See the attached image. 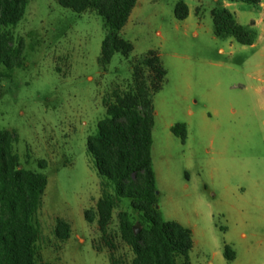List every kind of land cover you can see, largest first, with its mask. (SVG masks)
<instances>
[{"label": "rangeland", "instance_id": "obj_1", "mask_svg": "<svg viewBox=\"0 0 264 264\" xmlns=\"http://www.w3.org/2000/svg\"><path fill=\"white\" fill-rule=\"evenodd\" d=\"M180 1L188 7L184 20L173 14ZM214 8L246 27L264 13L231 0H137L119 33L132 52L115 53L102 67L106 31L98 15L29 1L11 30L18 59L10 72L0 67V130L15 131L21 167L47 179L35 216L36 264H110L96 220L84 219L103 191L86 141L105 117L103 100L126 88L132 65L149 50L166 71L152 100L151 164L162 219L191 230L190 264H264V21L251 26L253 44L240 45L213 35ZM175 124L186 126L184 143L170 131ZM105 191L113 193L109 185ZM129 205L117 203L107 228L113 255L125 262L132 253L119 238L118 212L139 229ZM57 219L70 225L67 240L54 235ZM225 245L234 260L224 258Z\"/></svg>", "mask_w": 264, "mask_h": 264}, {"label": "trees", "instance_id": "obj_2", "mask_svg": "<svg viewBox=\"0 0 264 264\" xmlns=\"http://www.w3.org/2000/svg\"><path fill=\"white\" fill-rule=\"evenodd\" d=\"M29 1L0 0V67L9 72L20 53V48L12 46L11 30L23 18ZM55 1L76 14L90 11L101 18L106 35L98 58L100 66L105 67L115 53L128 57L132 52V44L119 33L137 0ZM231 1L260 3V0ZM173 14L176 20H184L188 15L187 5L182 1L176 3ZM210 14L216 38L231 37L240 45L253 44L256 33L252 24L248 27L238 24L226 8H214ZM165 76L158 54L149 50L132 65L131 81L126 88L114 90L103 100L105 117L86 141V151L102 179L103 191L95 209L84 211V219L88 223L96 220L101 238L110 250V264H190L192 232L175 221L162 219L151 164L152 100L161 90ZM170 131L184 143V124H175ZM17 141L14 130H0V264H36L40 231L35 216L47 179L41 173L21 167L19 156L13 151ZM45 166L44 161L38 162L40 169ZM108 185L112 194L105 191ZM120 200H129L130 208L139 218L136 231L128 212L117 214L119 238L132 253L129 262L113 255L114 246L107 234L112 212ZM54 235L60 241L67 240L70 225L57 219ZM223 256L226 261H232L235 253L225 245Z\"/></svg>", "mask_w": 264, "mask_h": 264}, {"label": "crops", "instance_id": "obj_3", "mask_svg": "<svg viewBox=\"0 0 264 264\" xmlns=\"http://www.w3.org/2000/svg\"><path fill=\"white\" fill-rule=\"evenodd\" d=\"M258 5L264 10V6H263V1H262V0H260V3H259ZM233 16H234V15H233ZM129 17H130V15H129ZM129 17H128V18H129ZM235 21H236V20H235ZM263 21H264V13H263L262 19L259 20V22H263ZM259 22H257V21H252L251 24H252V26L257 27V24H258Z\"/></svg>", "mask_w": 264, "mask_h": 264}]
</instances>
